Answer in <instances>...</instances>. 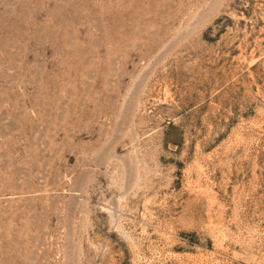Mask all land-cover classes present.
Masks as SVG:
<instances>
[{"label": "rangeland", "instance_id": "obj_1", "mask_svg": "<svg viewBox=\"0 0 264 264\" xmlns=\"http://www.w3.org/2000/svg\"><path fill=\"white\" fill-rule=\"evenodd\" d=\"M0 264H264V0H0Z\"/></svg>", "mask_w": 264, "mask_h": 264}]
</instances>
